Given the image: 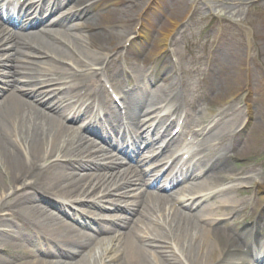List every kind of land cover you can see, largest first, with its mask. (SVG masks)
Returning a JSON list of instances; mask_svg holds the SVG:
<instances>
[{
  "label": "bare ground",
  "instance_id": "bare-ground-1",
  "mask_svg": "<svg viewBox=\"0 0 264 264\" xmlns=\"http://www.w3.org/2000/svg\"><path fill=\"white\" fill-rule=\"evenodd\" d=\"M31 1L48 17L40 30L11 29L0 21V80L4 82L0 96V249L13 253L21 245L16 242L29 234L43 241L42 255L53 259L23 264H96L107 252L105 244L114 242V254L105 264H264V242L258 233L264 217V180H237L236 171L219 176L223 169L218 166L224 159L229 160L225 153L236 148L232 138L237 130L228 123L219 125L228 114L224 111L214 117L205 116L191 130L202 140L186 162L187 176H172L170 182L160 176L155 190L143 189L148 180L157 176L156 170L164 160L153 164L151 159L150 167L144 171L139 170V165L146 163L158 146L149 149L148 154L140 148L133 162L115 153L120 151L117 142L109 144L111 151L93 138L111 128L123 134L130 129L140 130L155 140L164 137L165 148L181 141L180 133L171 138L168 133L172 116L182 117L181 95H170L163 86L152 90L143 83L141 72L135 71L133 76L126 70L133 83L123 89L134 91L120 95L126 110L124 117L114 120L115 102L107 96L103 77L111 59L117 57L111 58L112 53L120 46L125 49L128 43L136 51V35L147 36L149 25L143 23L140 31L134 28L133 33L132 29L131 38L126 31L112 29L106 39L95 29L112 24L117 9L103 14L105 23L67 22L83 18L88 10L122 0ZM69 2L73 4L71 8L58 10ZM176 26V21H170L160 28L148 54L152 60L168 47ZM80 28L86 30L85 35ZM118 32L121 38H116ZM106 40H112L113 46L109 48ZM179 75L174 79L180 81ZM238 77L237 85L227 94L217 92L215 103L227 102L242 88L245 74L238 73ZM90 98L103 102L98 106L108 116L106 126L94 118L88 121L90 114L85 117ZM167 104L174 106L160 116ZM147 107L155 110L148 113ZM209 112L214 113L212 108ZM249 114L250 111V120ZM83 116L87 124L80 133V125L74 123ZM183 129L182 133L187 134L191 128ZM255 135L264 136L259 130ZM242 152L235 156H242ZM226 165L224 162V168ZM208 170L211 172L203 178L201 173ZM215 174L220 182L237 180L236 189L248 185L258 190L249 224L240 222L247 215L249 195L242 198L240 194L229 195L228 189H217L211 184ZM215 196L222 198L209 202ZM49 200L58 214L44 205ZM104 204L115 215L104 219ZM233 213L235 218L227 224L226 216ZM220 223L228 226L220 227Z\"/></svg>",
  "mask_w": 264,
  "mask_h": 264
},
{
  "label": "rangeland",
  "instance_id": "rangeland-1",
  "mask_svg": "<svg viewBox=\"0 0 264 264\" xmlns=\"http://www.w3.org/2000/svg\"><path fill=\"white\" fill-rule=\"evenodd\" d=\"M70 5L73 4L68 3L64 8H71ZM103 7L88 10L83 18H73L67 24L77 25L85 21L105 23L106 16L103 14L117 9L113 16L116 20L112 24L95 29V31L102 32L106 39L108 32L112 29L119 32L126 31V35L131 38L134 37V34H131L132 29L140 31L141 22L149 25L147 36L136 35V44L138 45L136 51L132 50V44L128 46L126 44L125 49L120 46L116 53L115 51L112 53L111 58L116 54L117 57L111 59L110 65L107 67V75L103 77L104 85L120 95H127L134 90H130L129 87L123 89V86L133 83L127 77L126 70H129L133 76L135 71L141 72L143 83L150 89L154 90L158 86H163L169 89L168 94L181 95V114H184L185 130L188 131L191 128L190 132L193 128L196 129V125L202 123L205 116L214 117L225 111L228 116L222 117L223 120L219 122V125L228 123L229 126H233V129L237 130L232 138L236 148L235 151L230 150L225 153L229 160L225 161L224 159L218 166L219 169H223L219 176L236 171L235 174H240H238L237 180L241 178L246 180V177L264 180V136L256 137L255 135L258 130L264 134V0H125V2L122 0L119 3ZM121 19H125V22H120ZM170 21H176L177 26L171 32L169 45L155 60H152L148 54H151L154 40L158 36L160 28L169 24ZM80 29L82 35H85L86 30ZM135 29L132 33L135 32ZM76 31L78 32V30ZM119 32L116 38L120 37ZM105 42H108L109 48L113 46L112 40ZM88 49L92 51L91 47ZM238 73L245 74V83L242 88L239 87V91L227 102L215 103L214 98L217 92L225 95L232 86L237 85ZM176 74H180V81L174 79ZM1 82L3 84L2 79ZM115 86H118V89ZM172 106L174 104L165 105L167 107L165 112L169 111ZM211 108L214 113L209 112ZM147 110H149L148 113H151L155 108L148 109L147 107L145 111L147 112ZM249 111L251 112L250 120L247 118ZM150 115L153 118L156 116V114ZM174 126L169 129V134ZM241 129L243 131L238 133ZM77 131L81 132L79 128ZM162 140V138L156 140L153 145L159 144ZM201 140L202 137L188 135L177 147L165 148L162 157L168 156L177 149L181 150V153L188 148L198 150ZM238 151H243L242 156H235ZM224 162L227 164L225 168ZM217 179L218 174H215L214 180L211 182L212 185H216L217 189L229 187L227 190L229 195L240 194L242 198L249 195V197L247 196L249 201L245 204L247 215L244 214L240 218V222L250 221L251 214L256 208L254 203L259 198L258 190L248 185L239 186L238 190L236 189L238 187L236 186L237 180L222 183ZM160 193L164 192L160 191ZM221 198L215 196L210 198L209 202L216 203ZM48 203L44 205H48L54 213L58 214L54 209V203L50 200ZM104 205L106 209L101 212L106 217L104 219L115 215L113 210L108 209V205ZM178 205L180 204L178 203ZM186 211L189 210L186 209ZM235 214L226 216L227 224H231ZM78 221L83 220L78 219ZM261 223H264V217ZM227 224L220 223L219 226L225 227L228 226ZM260 230L264 231V226ZM85 232L91 233L86 229ZM28 235L26 234L16 242H21V245L13 253L8 254L5 250L4 253L0 249L4 264H23L28 260L39 262L38 260L51 261L53 259L42 255L43 241ZM116 244V242L111 245L106 243L104 249L107 248V252L102 257V262L101 259H98L96 264L108 263L110 259L108 257H112L114 254V251L111 250L112 246ZM52 248L53 246H50V249Z\"/></svg>",
  "mask_w": 264,
  "mask_h": 264
}]
</instances>
